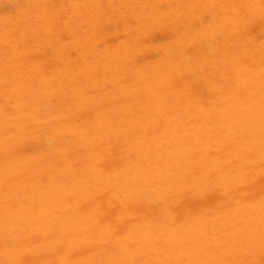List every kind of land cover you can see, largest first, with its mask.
Here are the masks:
<instances>
[{
    "label": "bare ground",
    "instance_id": "obj_1",
    "mask_svg": "<svg viewBox=\"0 0 264 264\" xmlns=\"http://www.w3.org/2000/svg\"><path fill=\"white\" fill-rule=\"evenodd\" d=\"M13 1L16 6L19 0ZM94 1L81 2L93 8L80 12L100 26V3H111L113 14L117 5L113 0ZM173 1L155 0L142 12L143 36L130 34L134 39L116 48L124 64L116 68L115 78H107L114 86L122 84L134 110L128 113L130 106L107 104L105 112L96 114L94 126L85 122L84 129L77 128L90 141L72 138L61 142L64 151L59 155L48 152L67 165L59 170L64 188L53 168L29 184L23 168L28 161L14 158L3 164L0 264H152L144 257L147 249L160 256L155 264H177V253L170 258L169 251L184 240L191 242L194 264L201 253L214 260L207 263L205 258V264H264V0ZM140 6L141 0H131L130 13ZM81 44L77 47L86 50ZM95 46L90 53L99 62ZM152 49L159 59L149 66L144 52ZM107 66L97 69L109 70ZM125 67L131 79L123 75ZM75 69L69 60L61 74L55 69L45 77L40 91L47 96L53 88L64 89L59 83L66 78L73 85ZM85 71L82 93H102L98 87L106 78L95 80ZM32 93L30 109L34 119H41L35 109L44 98ZM76 98V105L89 111L100 99L92 93ZM112 106V113L106 112ZM67 112L74 115L72 108ZM28 117L18 119L26 120L25 125ZM71 117H64L68 129ZM80 146L88 150L89 159L84 187L75 184L68 164ZM17 177L21 180L9 183ZM147 220L155 226L146 225ZM156 241L165 244L157 246Z\"/></svg>",
    "mask_w": 264,
    "mask_h": 264
},
{
    "label": "rangeland",
    "instance_id": "obj_2",
    "mask_svg": "<svg viewBox=\"0 0 264 264\" xmlns=\"http://www.w3.org/2000/svg\"><path fill=\"white\" fill-rule=\"evenodd\" d=\"M12 1L13 0H0V35H2V37H0V173L3 170L2 166L5 162H12L14 158L18 159L17 161L26 160L29 162V165L23 168H25L24 170L26 172L25 181L30 180L29 184L35 182L37 179H42L44 170L46 171L53 168V173L58 175L57 179L59 183H61L62 188H64L65 177L59 170L67 165L63 166V162L58 161L60 158L59 156L57 160H54L55 156H53L55 153L59 155L61 150L62 152L64 151V144L62 143V145L61 142L70 141L72 138L90 141V137H85V131H78L77 128L81 125L84 129L86 127V125H84L85 122L93 125L97 119L95 117L96 114L99 111L105 112L104 108H106L107 104H112L114 107L120 105L130 106L129 109L132 110H128V113L134 110L132 101L128 99L129 97L126 98L121 91L122 84L119 83V85L114 86V82L111 81L112 78L110 79L107 77L115 78V73L117 72L116 68L120 66V64H124L120 62L121 59L118 53H115L120 43L128 38L133 40L138 32H142L139 35L143 36L142 34H144L145 29L141 25L144 21L142 12L143 10L148 12L153 2L155 3V0H141L140 9H134V13H130L132 10L131 0H113L114 5H117L115 14L112 13L109 7L111 3L108 4L106 1H103L100 4L104 17L100 18V26L98 23L90 22V20L84 16V12H80L84 8H93L87 6L82 7L81 2L84 0H49L48 2L47 0H19L17 1L18 3H16L15 0L13 2L16 3V6ZM92 1L93 0H91V2ZM156 1L158 2V0ZM161 1L163 2V0ZM172 1L173 0H169L168 4L171 2V5H173L174 1ZM94 2H96V0ZM46 4L48 5L47 7ZM146 6L148 9L145 8ZM39 8H45L47 12L43 14ZM80 15H82V17ZM140 15H142L141 20H139ZM126 20H128V23ZM69 22L71 24H69ZM72 22H74V24ZM79 22L81 26L84 25L82 28L78 24ZM150 22H152V20ZM87 23L90 24L87 26ZM91 23H94L95 27L93 25L92 27ZM124 23H126V25ZM128 24L130 25L128 29L124 28L125 26L127 27ZM70 25L73 26L72 29H69L71 28ZM66 26H68V28ZM138 27L141 28L137 29ZM24 34L27 35V39ZM130 34H134V37L130 36ZM159 35H161V33H159L158 36ZM84 36L87 38H83L85 39L84 41L83 39L80 40ZM75 43L78 44L76 45ZM81 43L85 45L84 49L86 50L83 49L84 51H81L82 49L77 47L78 45L81 46ZM160 43L161 41L156 42L154 46ZM91 44L93 47L97 44L95 49H97L96 53L100 55L99 62H97L96 57L94 58L90 53L93 50ZM144 45H149V42ZM78 52H81L85 58ZM85 55H89V59ZM144 56L145 60L143 61L147 64L153 60L157 61L159 59L154 49L146 50ZM86 59H88V61ZM69 60H71L73 67L76 68V83L70 85V80L66 77H62V79H66L65 81L63 80V83L59 84L63 85L62 87H64V89L58 91L56 88H53L46 96V94L40 91L43 87V80L47 75H51V72L55 69L61 74ZM76 60L78 64H74ZM7 62L9 63L7 64ZM102 64L103 67L109 65L107 66L109 70L105 68L97 69L98 65ZM149 66H152V64L150 63ZM161 66L162 64L160 67ZM86 69L88 71H85ZM127 69L128 68L125 67L122 70L123 75L126 76L128 80L131 79V73H128ZM82 70L93 74L95 80H104L106 78L105 83L98 87V89H102V93L95 89L91 91L86 90L83 91L84 94L82 93L81 88L87 83L85 75L82 76ZM33 74L37 81L31 77ZM14 80L16 81L14 82ZM122 82L125 81L122 80ZM23 83L27 84L28 91L25 89ZM125 84L127 85L126 82ZM69 89H71V91ZM31 90L34 92L32 94H40L42 96L40 98H44L42 105L35 109V111L39 113L41 119H34L35 116L32 114L34 111L30 109L33 102L29 100L31 96L29 91ZM91 93L93 95H98L100 98L97 100L96 106L92 108L91 111H89V107L87 106L81 110L80 107L76 105L78 103L76 95L89 96ZM103 94L104 96L107 94V98L106 96L103 97ZM100 96H102V98ZM106 101L107 103H105ZM56 105L60 108L61 115L57 114L58 112L55 111L57 108ZM44 106L54 107L51 109V107L46 108ZM114 107L108 108L106 112L112 113V108ZM69 108L73 109L74 115L67 112ZM28 112L29 114H27ZM47 112L54 114H51L49 118L44 117ZM28 115H30V117L27 118V122L23 125V121L25 122L26 120L21 121V119L18 118ZM69 116H72L73 126L68 129L67 127H69V125L66 126L68 123H64L68 122V120L65 121L66 119L64 117L67 118ZM60 122H62L64 126L61 125ZM23 127H25V131L19 133V128ZM107 141L109 140L106 139L105 142ZM49 151L53 154H49ZM87 155L88 150H84L82 146L75 149V154L69 155V158L72 160V163L68 162V164L72 165L70 174L75 178V184L79 187L85 186V181L82 178L84 177L85 170H87L85 168L87 166L89 168V159ZM89 158L91 157L89 156ZM142 160V164L145 165L143 162L146 161V158L143 157ZM81 161L86 162L85 165L82 163L84 167H79L78 164ZM17 180H21V178H12L9 183H13ZM44 182H46V180ZM74 201L76 202V199H74ZM74 201H72V203H75ZM146 222V225L155 226L153 223L151 224L150 220ZM126 231H128V229ZM175 239L178 240L179 237H175ZM157 242L158 241H156L157 246L165 244V242ZM186 242L185 240L175 242L174 248L169 251L172 256H170V258H174L175 253H177V264H194V260H191L193 247L190 245L191 242L188 244H186ZM188 248L192 250L190 251ZM195 252H198V250H195ZM42 254L43 253H39V255ZM163 255H167V250H164ZM144 257L147 259V263L152 264H155L160 259L155 249H147L144 253ZM164 257H169V255ZM201 257L203 259H195L196 264H205V258L207 259V263L214 261L208 259L205 253H201Z\"/></svg>",
    "mask_w": 264,
    "mask_h": 264
}]
</instances>
